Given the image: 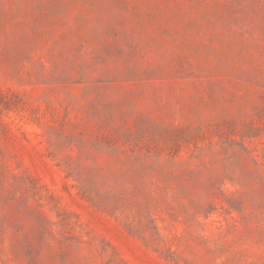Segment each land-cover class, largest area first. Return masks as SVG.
<instances>
[{
  "label": "rangeland",
  "instance_id": "rangeland-1",
  "mask_svg": "<svg viewBox=\"0 0 264 264\" xmlns=\"http://www.w3.org/2000/svg\"><path fill=\"white\" fill-rule=\"evenodd\" d=\"M0 264H264V0H0Z\"/></svg>",
  "mask_w": 264,
  "mask_h": 264
}]
</instances>
